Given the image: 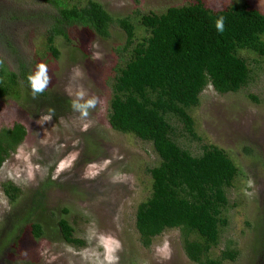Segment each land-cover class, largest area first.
<instances>
[{
    "label": "rangeland",
    "instance_id": "374dc122",
    "mask_svg": "<svg viewBox=\"0 0 264 264\" xmlns=\"http://www.w3.org/2000/svg\"><path fill=\"white\" fill-rule=\"evenodd\" d=\"M63 1L82 5L86 0ZM97 1L117 18L136 10L159 13L192 0ZM233 3H248L264 13V0H207L212 8ZM56 15L55 6L44 0H0V62L12 70L24 62L32 71L44 63L51 77L46 97L33 96L22 85L19 96L0 99V129L19 122L26 130L0 167V264H196L185 254L178 228L164 230L145 247L135 227L136 207L151 190L147 168L159 158L149 142L108 123L115 67L125 57L117 48L124 45L125 32L115 22L108 37L80 25L67 27V37L55 39L58 56L53 57L45 39ZM242 55L251 68L249 83L227 93L208 84L191 110L200 139L185 131L177 137L194 155L203 144L217 145L239 168L227 189L228 223L210 251L216 257L235 248L236 258L223 264L255 263L264 205V56ZM80 87L99 101L86 118L71 107ZM173 124L182 130V123ZM5 182L20 188L16 201L4 193ZM62 217L83 245L62 239ZM33 223L41 225V236H34Z\"/></svg>",
    "mask_w": 264,
    "mask_h": 264
},
{
    "label": "trees",
    "instance_id": "16d2710c",
    "mask_svg": "<svg viewBox=\"0 0 264 264\" xmlns=\"http://www.w3.org/2000/svg\"><path fill=\"white\" fill-rule=\"evenodd\" d=\"M44 1L57 9L45 39L53 57L58 56L55 39L59 35L67 37V27L80 25L108 37L109 26L115 22L125 32V43L117 48L125 57L115 67L108 123L118 132L149 142L159 158L157 164L147 168L151 190L135 211L142 245L149 246L166 229L178 228L183 250L191 261H233L238 254L235 248H225L216 257H211L210 251L218 245L228 223L224 215L227 189L239 168L223 148L203 144L201 153L194 155L178 143L177 137L185 131L187 137L200 139L191 110L198 106L208 84L218 93H227L249 83L251 68L242 52L264 56V13L248 3L212 8L207 0H192L159 13L136 10L113 18L97 0H86L82 5ZM220 17L223 31L215 26ZM140 29L143 33L138 38ZM17 65V70H12L0 62V99L19 96L22 85L31 90L27 80L31 68L24 62ZM47 95L46 89L37 94ZM175 121L183 124L182 130L173 124ZM25 136V127L19 122L0 129V167ZM3 191L11 202L21 194L11 182L3 184ZM261 217L254 264H264V205ZM58 228L65 242L84 244L74 236L66 218L58 220ZM32 232L41 236V225L33 223Z\"/></svg>",
    "mask_w": 264,
    "mask_h": 264
},
{
    "label": "clouds",
    "instance_id": "9594fccd",
    "mask_svg": "<svg viewBox=\"0 0 264 264\" xmlns=\"http://www.w3.org/2000/svg\"><path fill=\"white\" fill-rule=\"evenodd\" d=\"M215 26L217 31H223V17H220L216 20ZM75 75L78 76L79 73L77 72ZM27 80L32 90L33 96L42 94L49 86L51 81L47 65H45L44 63H38L34 71L27 75ZM69 94L72 95L71 91L69 92ZM74 96L75 98L71 102V107L75 111H77L83 118L88 117L89 110L95 108L97 103L99 102L97 97H89L86 90H84L82 87H80L79 90L75 92ZM43 119L45 121H50L51 116H45ZM37 123L39 124V121H37Z\"/></svg>",
    "mask_w": 264,
    "mask_h": 264
}]
</instances>
